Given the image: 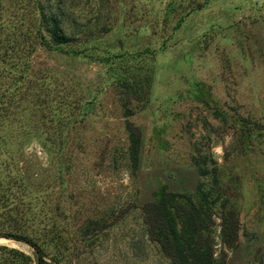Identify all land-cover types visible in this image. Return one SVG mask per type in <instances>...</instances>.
I'll use <instances>...</instances> for the list:
<instances>
[{
	"label": "rangeland",
	"instance_id": "obj_1",
	"mask_svg": "<svg viewBox=\"0 0 264 264\" xmlns=\"http://www.w3.org/2000/svg\"><path fill=\"white\" fill-rule=\"evenodd\" d=\"M37 14L56 16L70 38L30 56L54 121L25 137L19 169L27 225L46 235L47 255L171 264L142 208L192 199L213 214L211 264H264V0H0L9 106L18 83L8 33L37 27ZM51 142L64 143L62 153L43 146ZM21 222L16 199L0 205L1 231L18 233ZM0 246L37 255L3 236ZM15 260L0 251V264Z\"/></svg>",
	"mask_w": 264,
	"mask_h": 264
},
{
	"label": "trees",
	"instance_id": "obj_2",
	"mask_svg": "<svg viewBox=\"0 0 264 264\" xmlns=\"http://www.w3.org/2000/svg\"><path fill=\"white\" fill-rule=\"evenodd\" d=\"M9 15L11 16V14ZM12 20L16 22L17 18L9 20V23ZM34 20L39 25L32 29L23 30L20 26H12L8 37L10 38L9 43L13 46L5 52L6 57L10 58L12 62L14 61L11 66L15 69L16 74L12 75V78L18 84L17 95L15 93V99L11 100V105H15L14 110H11V105H8L9 99H11L6 97L8 90L3 92L0 90V205L11 199H16L22 222L19 225L18 233L1 231L0 226V236L30 243L36 249L38 257L33 258L22 251L9 249L5 246H0V251L13 255L17 259L15 260L17 264H67V260L61 255V252L48 256L46 250L38 243L39 241L45 243L46 235L41 237V234L38 235V232L33 231L27 225L30 211V204L26 202L29 197L28 178L23 169H19V162L24 152L25 137L39 132L45 134V130L51 129L54 121V119H50L46 100L43 99L44 81L42 82L41 78L34 79L30 76L32 68L30 56L38 46L53 48L67 45L70 42V38L56 16L42 19L37 14ZM0 29L6 30L5 27H0ZM14 53L17 55L16 61L12 58ZM6 72L7 70L3 72L4 76H6ZM8 75L11 74L8 73ZM5 98L8 99V104H6ZM10 118L11 120H8ZM7 121L11 124H7ZM19 137L21 139L17 140ZM43 146L45 148L49 146L54 154H59L62 153L65 144L51 142L43 144ZM5 155H9L8 157L12 161L17 160L19 175L11 173L8 163L2 160ZM183 198L187 200L186 197ZM142 210L150 236L157 242L171 264H211L213 262L212 239L204 234L205 227L214 224L212 213L202 214L200 207L192 199L188 203H176L171 206H168L165 200L160 199L145 204ZM222 233H225V228Z\"/></svg>",
	"mask_w": 264,
	"mask_h": 264
},
{
	"label": "water",
	"instance_id": "obj_3",
	"mask_svg": "<svg viewBox=\"0 0 264 264\" xmlns=\"http://www.w3.org/2000/svg\"><path fill=\"white\" fill-rule=\"evenodd\" d=\"M36 257H38V254L36 255Z\"/></svg>",
	"mask_w": 264,
	"mask_h": 264
}]
</instances>
